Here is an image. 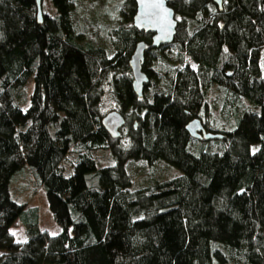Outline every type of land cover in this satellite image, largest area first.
Masks as SVG:
<instances>
[{
  "label": "trees",
  "instance_id": "obj_1",
  "mask_svg": "<svg viewBox=\"0 0 264 264\" xmlns=\"http://www.w3.org/2000/svg\"><path fill=\"white\" fill-rule=\"evenodd\" d=\"M48 1L40 22L38 0H0V264H264V0L171 3L177 34L147 51L142 97L130 61L152 34L133 25L136 1L117 4L110 49L89 20L81 27L80 0ZM105 84L126 120L117 140L102 125ZM215 86L232 129L210 125ZM195 119L225 135L214 151L187 132ZM101 150L114 165L98 167ZM71 152L79 160L67 176ZM132 160L181 175L132 190ZM25 168L45 190L58 235L13 198ZM19 219L25 241L12 231Z\"/></svg>",
  "mask_w": 264,
  "mask_h": 264
},
{
  "label": "rangeland",
  "instance_id": "obj_2",
  "mask_svg": "<svg viewBox=\"0 0 264 264\" xmlns=\"http://www.w3.org/2000/svg\"><path fill=\"white\" fill-rule=\"evenodd\" d=\"M119 2L120 0H80L78 5L77 17L81 27L83 24H87L89 20L91 22L88 24L90 30L95 31L97 29L99 41L109 49L112 48L110 31L112 32L120 20L117 8ZM45 6L52 12L48 0H46ZM167 52L170 61L176 67L178 65L176 61L177 53L174 50H168ZM169 68V64H166V69L169 70ZM27 90L28 92L32 90V83L28 84ZM221 97V89L215 86L209 94V100L213 102L210 125L215 129L229 130L234 125V119L227 109L222 108ZM248 105V102L242 100L238 109L239 113L246 109ZM100 109L104 116L111 111H118L116 103L111 97L108 84L104 86ZM215 143L216 140H211L207 148L214 151L217 146ZM197 146V143H193V148H197ZM94 157L98 160L99 168L112 166L115 163L110 151H97L94 153ZM78 160L79 156L77 153L71 152L67 156L62 164L63 171L67 176L73 173V167ZM128 170L132 177V190L148 187L155 182L170 180L181 175L177 168L163 161H158L155 165L150 166L143 160H132L128 164ZM12 195L18 203L26 204L28 208H36L38 210L39 224L43 231L50 235H58L61 232V228L55 222L49 209L45 190L38 184L36 176L31 169L25 168L15 175L12 182ZM12 231L18 241L26 240L25 227L21 224L20 219L13 225ZM3 255L4 253L0 250V260Z\"/></svg>",
  "mask_w": 264,
  "mask_h": 264
},
{
  "label": "water",
  "instance_id": "obj_3",
  "mask_svg": "<svg viewBox=\"0 0 264 264\" xmlns=\"http://www.w3.org/2000/svg\"><path fill=\"white\" fill-rule=\"evenodd\" d=\"M137 11L133 18L135 29L146 34H152V42L149 45L146 42H140L137 45L134 55L130 61V67L133 73L134 92L142 97L145 86L150 83V79L143 71L145 55L150 48H160L170 45L174 42L178 21L176 12L171 7V3L181 0H135ZM220 8L223 6V0H213ZM38 17L42 22L43 12L41 0H38ZM126 124L124 116L118 111H111L102 119V125L113 140L121 137V130ZM187 132L194 139L198 140H221L225 138L224 134L207 132L202 121L195 119L186 126Z\"/></svg>",
  "mask_w": 264,
  "mask_h": 264
}]
</instances>
